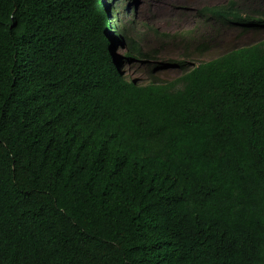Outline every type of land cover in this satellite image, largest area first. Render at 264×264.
I'll return each mask as SVG.
<instances>
[{"label":"trees","instance_id":"16d2710c","mask_svg":"<svg viewBox=\"0 0 264 264\" xmlns=\"http://www.w3.org/2000/svg\"><path fill=\"white\" fill-rule=\"evenodd\" d=\"M112 8L0 0V264H264V38L141 84ZM262 8L202 15L246 32Z\"/></svg>","mask_w":264,"mask_h":264},{"label":"rangeland","instance_id":"374dc122","mask_svg":"<svg viewBox=\"0 0 264 264\" xmlns=\"http://www.w3.org/2000/svg\"><path fill=\"white\" fill-rule=\"evenodd\" d=\"M230 1L232 0H115L112 15L118 17L121 27L128 26L129 36H135L144 51L151 53L150 58L135 62L123 61V72L141 84L148 83L155 76L173 80L181 75L179 68L156 65L180 58H188L192 62L206 61L235 47L263 39L264 28L243 32L239 27H223L220 23L207 21L203 17V8ZM239 1L253 8L262 3L264 9V0ZM103 10L106 13L108 9L105 6ZM193 31L200 37L199 40L191 34ZM202 41L210 49L203 54L190 50L191 55L188 57L186 44L196 46ZM114 50L121 55L125 48L117 42ZM155 66L156 70L151 73V67Z\"/></svg>","mask_w":264,"mask_h":264},{"label":"clouds","instance_id":"9594fccd","mask_svg":"<svg viewBox=\"0 0 264 264\" xmlns=\"http://www.w3.org/2000/svg\"><path fill=\"white\" fill-rule=\"evenodd\" d=\"M104 1H105V0H104ZM107 1H108L109 3H111V4L115 7V5H114V1H115V0H107ZM112 9H114V8H112ZM262 9H263V8H262ZM112 16H113V15H112ZM113 19H114V16H113ZM117 19H118V17H117ZM118 20H119V19H118ZM119 23H120V22H119ZM115 25H116V28H117V31L119 32V34H120V35H123V32L120 31V30H121V29H120V28H121L120 24H116V23H115ZM123 26H124V25H123ZM123 26H122V27H123ZM119 34H115V32H114V35H115V36H118ZM119 37H120V36H119ZM121 40H122V39H121ZM121 40H116V39L113 40V41H114V46L116 45L117 42H119V45H120V46H123V45H121V43H120ZM123 47H124V46H123ZM114 51H115V50H114ZM119 55H120V54H119ZM121 55H123V54H121Z\"/></svg>","mask_w":264,"mask_h":264}]
</instances>
